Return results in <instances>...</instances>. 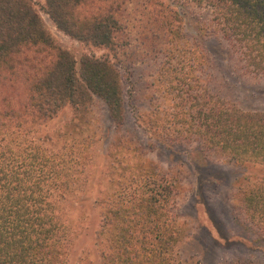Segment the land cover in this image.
Wrapping results in <instances>:
<instances>
[{
	"label": "trees",
	"instance_id": "trees-1",
	"mask_svg": "<svg viewBox=\"0 0 264 264\" xmlns=\"http://www.w3.org/2000/svg\"><path fill=\"white\" fill-rule=\"evenodd\" d=\"M123 1L45 0L42 11L69 38L111 48L121 29L117 13ZM182 3L207 12L199 36L222 41L245 72L264 77V0ZM161 13L157 18L166 47L153 80L155 105L146 121L137 117L143 130L170 147L195 142L204 154L214 151L227 161L264 166V113L240 110L212 94V76L205 79L207 56L185 34V14L166 5ZM75 65L32 0H0V264L61 263L70 247L60 209L65 188L82 186L63 181L58 155L22 148L16 137H25L31 126L47 123L66 107L80 123L94 98L118 128L123 125V89L115 66L91 56L81 58L78 71ZM137 156L131 165L122 156L129 175L111 180L115 195L100 201L101 231L108 243L103 264H181L175 256L180 232L172 213L181 184ZM234 199L264 236V180L237 189Z\"/></svg>",
	"mask_w": 264,
	"mask_h": 264
},
{
	"label": "rangeland",
	"instance_id": "rangeland-1",
	"mask_svg": "<svg viewBox=\"0 0 264 264\" xmlns=\"http://www.w3.org/2000/svg\"><path fill=\"white\" fill-rule=\"evenodd\" d=\"M32 1L49 33L74 57L77 71L83 56L107 58L118 71L123 89L124 122L119 128L105 105L94 98L80 123L73 121L72 109L66 107L47 123L31 126L25 137L15 136L22 148L58 155L63 181L82 185L65 188L66 201L60 209L70 247L59 264H103L108 243L101 231L104 208L100 201L115 195L117 187L111 180L129 175L122 156L131 165L134 154L181 184L172 207L181 238L175 251L179 263L264 264V236L234 199L237 189L264 180V166L227 161L214 151L204 154L195 142L170 147L143 130L137 119L143 116L146 121L155 105L153 80L166 47L157 14H162L165 5L183 11L185 34L199 42L207 56L204 70L205 79L212 76L210 92L240 110L264 113V77L245 72L222 41L199 36L207 12L183 5L182 0H124L117 13L120 32L113 47L104 48L77 42L58 31L42 11L45 0ZM130 143L133 148H122Z\"/></svg>",
	"mask_w": 264,
	"mask_h": 264
}]
</instances>
